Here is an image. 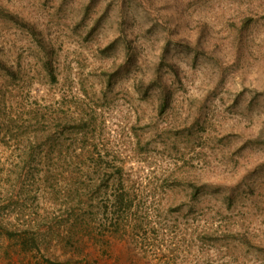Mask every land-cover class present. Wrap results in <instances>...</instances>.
Returning <instances> with one entry per match:
<instances>
[{"label": "rangeland", "instance_id": "rangeland-1", "mask_svg": "<svg viewBox=\"0 0 264 264\" xmlns=\"http://www.w3.org/2000/svg\"><path fill=\"white\" fill-rule=\"evenodd\" d=\"M0 221V264H264V0H0Z\"/></svg>", "mask_w": 264, "mask_h": 264}, {"label": "trees", "instance_id": "trees-1", "mask_svg": "<svg viewBox=\"0 0 264 264\" xmlns=\"http://www.w3.org/2000/svg\"><path fill=\"white\" fill-rule=\"evenodd\" d=\"M92 172H90L89 169L86 170L87 175H91ZM109 174L111 179L117 180V184L120 186L119 188L115 189L112 195L108 196L107 201L104 203V208L106 209L107 213L108 205L112 208L111 213L109 212L111 214V218L106 216L104 221H100L95 224L88 219L83 218L79 224L80 227L77 232V249H82L83 253H86V250L89 246V240L95 243L99 242L101 245L108 247L111 237H124L127 234V227L131 223L130 216L133 209H135V199L132 197L130 191L127 190L126 183L128 181V176L125 172V169L122 167H115L114 169L109 170ZM111 179L109 181H111ZM93 187H95V185L91 186L89 184L81 183V190L87 191L83 192L80 198V203L83 208L86 207V205L93 203L92 198L89 197L90 189ZM111 196H113V198H110ZM135 220L134 228H137L138 224L140 225L141 223L140 219ZM0 227H2L1 229L4 232L2 235L9 238L10 240L16 238L23 250L31 251L34 248H38L37 234H35V237H27L24 234H27L28 230L25 232L14 230L1 223ZM99 235H101L100 238L98 237ZM30 243L34 245L30 246ZM164 264L170 263L164 262Z\"/></svg>", "mask_w": 264, "mask_h": 264}]
</instances>
